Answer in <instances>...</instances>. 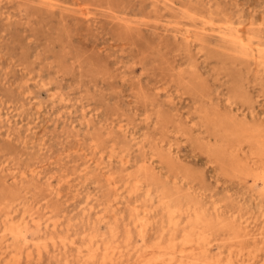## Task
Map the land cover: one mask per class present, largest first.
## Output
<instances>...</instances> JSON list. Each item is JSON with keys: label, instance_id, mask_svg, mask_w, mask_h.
Here are the masks:
<instances>
[{"label": "rangeland", "instance_id": "rangeland-1", "mask_svg": "<svg viewBox=\"0 0 264 264\" xmlns=\"http://www.w3.org/2000/svg\"><path fill=\"white\" fill-rule=\"evenodd\" d=\"M53 1L54 10L0 0V232L7 212L24 216L31 250L16 259L7 238L0 264H100L101 254L84 261L89 236L104 247L113 228L123 248L132 235L135 257L124 264H145L137 257H151L167 218L156 211L141 240L135 208L151 205V184L155 206L160 191L264 232L262 182L211 163L200 141L218 121L257 126L264 138V64L212 36L231 22L256 36L264 58V0ZM212 131L206 142L216 145ZM226 138L221 130L217 141L227 147ZM240 159L264 173L259 145L246 143ZM224 239L217 235L210 257L228 259V247L218 250ZM261 254L254 264H264Z\"/></svg>", "mask_w": 264, "mask_h": 264}, {"label": "bare ground", "instance_id": "bare-ground-1", "mask_svg": "<svg viewBox=\"0 0 264 264\" xmlns=\"http://www.w3.org/2000/svg\"><path fill=\"white\" fill-rule=\"evenodd\" d=\"M39 3L51 8V10H54L58 5L54 3L53 0H40ZM87 15V17H89V13ZM168 24L172 25L171 27L175 30L181 32V28H179L178 24L172 22H169ZM214 34L216 35L212 36H215L225 43V50L227 52H230L243 60L251 58L258 65L264 64V58L257 50L254 43V40L257 39L255 35L248 34L243 29L235 28L231 22H227L226 28L221 29L220 31H215ZM183 38L187 41L192 40L189 30H186V36H183ZM200 114L203 121L208 122V125L211 124L213 118L209 112L206 111L205 113L203 111V113ZM7 121L10 122V118H7ZM230 124H234L233 129L231 127H226L222 121H218L212 129L213 131L206 129L202 132L200 140L202 147H207V153H209V157L213 159L211 160V163L216 165H219L221 161L225 164L229 163L233 166L234 171H238L242 177L246 178V181H250L251 177H253V180L262 182V186H260V194L264 198V173H258L254 176V171H257V168H254L253 165H247L244 167V165L242 166L240 163V154L244 152L246 143L249 145H259L261 150H264V138L261 139L260 128L257 126L244 127L245 125L237 124L233 121H230ZM221 130L227 132L226 139L231 141L227 147L219 144L217 141ZM210 131H212L216 138V145L210 143L207 144L206 142L207 140H210V137L213 138ZM243 143L245 144L243 145ZM150 186L153 188L152 184ZM152 188L147 189L148 191L146 194L148 198L147 202H150L151 205L148 207L140 205L135 208L138 217L134 220V227H140L139 235L141 236V240L146 243V236L148 235L149 227L153 230L154 227L152 226V223L155 221L154 214L156 211L162 209L167 218L162 222L161 228L163 232L158 236L157 243L149 246L153 250L151 257L145 259L138 256V262H145V264H235L237 260L243 264H251L250 262L254 264L256 260L261 258V253L264 252V232L252 234L247 230L248 227L246 228L243 227L242 224H237L238 220H236V217H234L232 220L233 223L231 224L220 214L214 217L207 209L202 208V205L194 207L193 204L191 205L192 202H186V205H182L181 203L171 201L166 193L160 191H157L158 201L156 203L158 205L155 206V204H153L154 197L153 190H151ZM260 199L262 200L261 197ZM5 216V230L4 232L2 230V234L0 232V248L3 244V240L7 238L12 240L11 245L7 244V249L14 253V257L16 258L21 254L23 246L29 245V239L26 232L28 231L30 222L24 216L16 220L10 212H7ZM31 223L38 229L42 226L41 220L34 217V215L31 216ZM46 229H48V227H46ZM215 231L219 236L227 238L224 239L227 245L222 243L223 245H220L218 248L222 254L223 250L228 247L229 256L227 260L221 257H210L214 239H216L218 235L215 234ZM111 235L114 241H111L104 247L95 239V235L89 236V252L84 257L86 263L96 262L99 254L102 255L100 264H108V261L109 263L114 264H124L126 258L135 257L130 248L132 235L128 234L127 239L124 240L125 248L121 247L118 242L115 243L117 232L114 228L112 229ZM252 244H255V247L252 248ZM67 245L68 244H64V248L68 247ZM29 248L30 247L28 246L27 254L31 252ZM77 248L81 249L79 247ZM40 251L41 250L39 249L38 252ZM82 253L83 251L80 250L79 254ZM12 260H10V262Z\"/></svg>", "mask_w": 264, "mask_h": 264}]
</instances>
